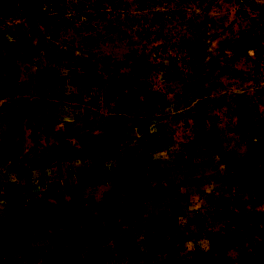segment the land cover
<instances>
[{
  "label": "rangeland",
  "instance_id": "1",
  "mask_svg": "<svg viewBox=\"0 0 264 264\" xmlns=\"http://www.w3.org/2000/svg\"><path fill=\"white\" fill-rule=\"evenodd\" d=\"M0 264H264V0H0Z\"/></svg>",
  "mask_w": 264,
  "mask_h": 264
},
{
  "label": "trees",
  "instance_id": "2",
  "mask_svg": "<svg viewBox=\"0 0 264 264\" xmlns=\"http://www.w3.org/2000/svg\"><path fill=\"white\" fill-rule=\"evenodd\" d=\"M61 158H66V157H61ZM133 197H135V195Z\"/></svg>",
  "mask_w": 264,
  "mask_h": 264
}]
</instances>
